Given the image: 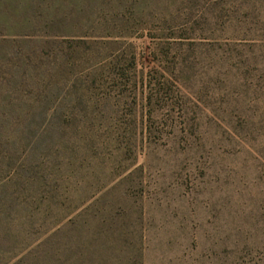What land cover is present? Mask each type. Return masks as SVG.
Wrapping results in <instances>:
<instances>
[{"label":"rangeland","instance_id":"obj_1","mask_svg":"<svg viewBox=\"0 0 264 264\" xmlns=\"http://www.w3.org/2000/svg\"><path fill=\"white\" fill-rule=\"evenodd\" d=\"M0 264H264V0H0Z\"/></svg>","mask_w":264,"mask_h":264}]
</instances>
